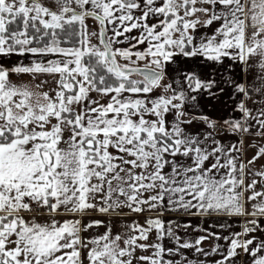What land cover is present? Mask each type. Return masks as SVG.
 Returning a JSON list of instances; mask_svg holds the SVG:
<instances>
[{
    "label": "snow or ice",
    "instance_id": "snow-or-ice-1",
    "mask_svg": "<svg viewBox=\"0 0 264 264\" xmlns=\"http://www.w3.org/2000/svg\"><path fill=\"white\" fill-rule=\"evenodd\" d=\"M12 54L56 58L0 64V264H205L181 249L218 255L213 264H237L242 254L264 264V238L254 235L264 233V170L246 182L247 165L230 155L241 149L215 135L258 125L264 136V105L255 115L247 106L250 88L264 96V0H0V56ZM179 57L209 68L225 59L241 71L256 65L258 84L217 79V69L172 78L168 66ZM13 73L58 77L54 95L13 83ZM228 89L231 99L242 96L233 109L242 116L221 123L201 101H219ZM195 123L207 130L192 134ZM260 157L264 147L248 164ZM125 208L252 219L231 236L202 229L194 242H182L159 214L125 225V233L85 219L127 215ZM62 214L73 218L61 222ZM166 237L175 249L164 246ZM211 239L226 248L205 250ZM175 254L181 259H166Z\"/></svg>",
    "mask_w": 264,
    "mask_h": 264
},
{
    "label": "crops",
    "instance_id": "crops-1",
    "mask_svg": "<svg viewBox=\"0 0 264 264\" xmlns=\"http://www.w3.org/2000/svg\"><path fill=\"white\" fill-rule=\"evenodd\" d=\"M151 23V21H150ZM216 25L211 26L207 30H201L200 35L205 34L207 32L208 34H211V32L214 30ZM129 35L131 36H137L138 30H133L132 33ZM117 47H127V44L123 45H117ZM144 46H141V48ZM23 56L12 54L9 56H0V64H3L7 67H12L16 64H24L21 63ZM50 59V58H49ZM25 65H28L25 63ZM229 65H232L233 71L229 73L227 71V68ZM174 69L171 72V77L176 78L179 77L183 72L192 69L197 72H212L213 69H217L216 71V78L220 79L222 76L223 78H228L230 75L235 77V79L238 82H247L249 85H257L258 84V75L260 73L259 68L256 65H253L251 68L246 69V71H241L240 65L232 64V61L225 59L224 65H214L211 68L200 64V61L196 58L188 59L179 57L177 58V62L173 64ZM58 77L54 78L47 74H12V81L13 83L17 85H26L28 88L34 92L39 91H51L50 93L54 95V92H52L53 89H55L56 82L55 80ZM44 81L42 87L38 88L37 85H40L41 82ZM44 88V89H43ZM162 92V91H160ZM160 92H157L155 94H160ZM96 93V92H95ZM90 96L93 100L98 101L100 104H106L109 100V97H103L100 94L94 92L90 93ZM242 99L241 95H237L235 100L231 99V89H228L224 95H222L221 99L219 101H207L202 100L201 101V108L207 112L210 116H212L215 119H218L221 121L228 118L229 116L235 117L239 119L242 114L240 112H234L233 109L236 106V103ZM261 105H264V96H261L258 92L252 90L250 88V102H248V107L253 110V115L256 114V110L261 107ZM199 111V109L197 110ZM171 119V117H169ZM253 125H255V121L251 122ZM190 131L192 134H196L197 132H200L201 134L205 132L206 126L200 123H195L191 126H189ZM259 128L258 125H255L250 129L249 133H243L239 132L240 136H236L233 133L229 132H217L216 139L219 140L226 148H230L232 145H236L241 150L239 152H232L230 155L235 156L238 159V162H242L245 165H247V174H246V182H250L252 179L259 180L260 178L257 176H254L253 173L256 171L264 170V157H260L259 160L256 161L255 164H248V161L252 159L253 156L257 154L259 149L261 147H264V136L256 135V131ZM243 141L241 144L240 142ZM223 171V170H222ZM258 190H260V186L258 185ZM249 210H251V204L249 203L246 205ZM195 211V210H193ZM160 215V218L164 221L165 227L167 228L168 222L172 221L174 222L172 227L174 231L180 236L181 241H187V242H194L195 239H197L201 235H206L207 233L205 231H202V229H207L208 232L217 233L221 237L223 236H231L234 232H240L242 230L244 222H246L249 219H252V217H244V216H227L224 214H215L212 215H188L184 214L182 212H175V211H168L165 210L161 212L160 209H157L155 211H148L146 214H137L135 213L134 216L141 217L143 215L146 218H155L157 215ZM114 217L115 214H100L99 217ZM91 217H97L96 213H91ZM261 221V224L264 225V218H258ZM108 221H106L107 223ZM112 225H118L122 229V233H125V228L121 223L118 222H112ZM190 224L191 227L184 228L183 225ZM176 225H180V227H177ZM124 231V232H123ZM254 235L257 236V238H264V233H255ZM194 239V240H193ZM164 246L166 248H176V244L174 240L170 238H165L164 241H162ZM220 244L223 247L226 248L227 242L223 239L217 241L215 239H211L208 241H205L202 245L205 250H210L212 246L215 244ZM180 253H182L183 257H185L188 260L192 261H203L205 264H213V261L216 259H219L218 255H212L205 257L201 254H197L194 249H181ZM166 259L171 260H179L181 259L180 254L175 255H166ZM237 264H250V258L242 256L238 258Z\"/></svg>",
    "mask_w": 264,
    "mask_h": 264
},
{
    "label": "rangeland",
    "instance_id": "rangeland-1",
    "mask_svg": "<svg viewBox=\"0 0 264 264\" xmlns=\"http://www.w3.org/2000/svg\"><path fill=\"white\" fill-rule=\"evenodd\" d=\"M46 3H48L50 6H52V0H45ZM88 24H89V27L91 30H97L98 29V25H96L92 20H89L88 21ZM55 59L56 57H53V56H49V57H39V56H33L31 54H26L22 57V60H21V63H27V64H31L33 61H39V60H46V59ZM123 63V61H121ZM174 69V66L173 64L169 65L168 66V71L170 73V76H171V72L172 70ZM44 89V88H43ZM44 91H46L44 89ZM162 91V90H160ZM51 92V91H49ZM51 94V93H50ZM94 94L96 95V93L94 92ZM145 195H148L147 193ZM123 212L124 213H127V215H122V216H112V217H99L100 213L98 212H94L96 213L97 217H91V214L86 217L85 219H90V220H103V221H108V222H118V223H121L124 228H125V232L127 231L125 225L127 224H131L133 221H136L140 224H144L145 220L147 219L146 217H144L143 215H141V217H138V216H134L135 213H130L129 210L127 208L123 209ZM148 213V211H145L144 213L142 214H146ZM73 216L70 215V214H62L60 216H57L56 219L59 220V221H63L64 219H72ZM76 218H79V217H76ZM38 219L41 220V222H44L47 217H38ZM113 226V225H112ZM105 231V228L103 226H101L100 228L98 229H94L92 231V235H97V234H101ZM124 232V231H123ZM194 240V239H193ZM151 241L152 242H156L155 241V233H153L151 235Z\"/></svg>",
    "mask_w": 264,
    "mask_h": 264
},
{
    "label": "trees",
    "instance_id": "trees-1",
    "mask_svg": "<svg viewBox=\"0 0 264 264\" xmlns=\"http://www.w3.org/2000/svg\"><path fill=\"white\" fill-rule=\"evenodd\" d=\"M62 46H64V45H62ZM224 132L232 133V132L227 131V130H225ZM233 134H235V135L238 136V137L240 136L239 133H233ZM112 228H113V232H114V233H116V232H120V233H122V229H121L120 226H118V225H113Z\"/></svg>",
    "mask_w": 264,
    "mask_h": 264
},
{
    "label": "built area",
    "instance_id": "built-area-1",
    "mask_svg": "<svg viewBox=\"0 0 264 264\" xmlns=\"http://www.w3.org/2000/svg\"><path fill=\"white\" fill-rule=\"evenodd\" d=\"M244 224H245V222H244ZM244 224H243V225H244Z\"/></svg>",
    "mask_w": 264,
    "mask_h": 264
}]
</instances>
